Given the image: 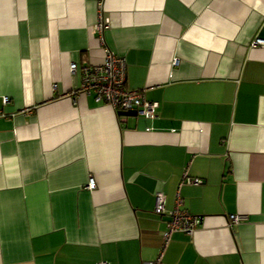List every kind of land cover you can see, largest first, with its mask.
I'll list each match as a JSON object with an SVG mask.
<instances>
[{"label": "crops", "instance_id": "0c3cea01", "mask_svg": "<svg viewBox=\"0 0 264 264\" xmlns=\"http://www.w3.org/2000/svg\"><path fill=\"white\" fill-rule=\"evenodd\" d=\"M255 39L264 0H0V264H264ZM105 48L154 119L77 93L69 65ZM157 193L202 218L192 234L163 243Z\"/></svg>", "mask_w": 264, "mask_h": 264}, {"label": "built area", "instance_id": "2783aa9c", "mask_svg": "<svg viewBox=\"0 0 264 264\" xmlns=\"http://www.w3.org/2000/svg\"><path fill=\"white\" fill-rule=\"evenodd\" d=\"M102 7L100 6V12ZM108 26L106 20L100 16V20L93 27V30L98 33V38L102 40V32ZM264 41L262 39H255L252 47L262 46ZM177 65V61H174ZM69 72L71 75L80 74V87L78 94L82 96H92L96 102H102L113 110H135L138 116L146 119H154L157 103L149 102L145 98L144 92L141 90L130 91L125 89L126 83V63L123 57L115 55L109 49L103 50V60L99 64H85L78 66L75 63L69 65ZM5 104L8 98H2ZM200 183L198 179H192L184 175L180 186L183 184L197 185ZM95 182L92 178L89 179L86 186L87 190H93ZM181 200L179 195H176L174 208L170 211L164 209V197L161 193L155 195V205L153 212L156 215L166 214L169 221L166 230L163 232V243L166 245L170 241V237L175 232H183L192 234L196 228L201 224L202 218L191 215L188 211L181 208ZM230 224H238L241 216L231 215L229 217ZM98 264H108L107 262H100ZM143 264H161L160 257L154 261Z\"/></svg>", "mask_w": 264, "mask_h": 264}]
</instances>
